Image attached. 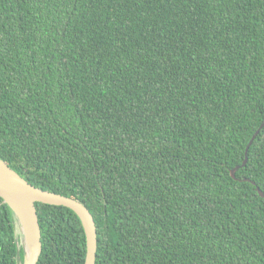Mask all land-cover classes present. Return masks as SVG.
<instances>
[{"label": "trees", "instance_id": "16d2710c", "mask_svg": "<svg viewBox=\"0 0 264 264\" xmlns=\"http://www.w3.org/2000/svg\"><path fill=\"white\" fill-rule=\"evenodd\" d=\"M263 123L264 0H0V160L89 210L95 264H264ZM34 207L37 264H84ZM17 239L0 198V264Z\"/></svg>", "mask_w": 264, "mask_h": 264}, {"label": "water", "instance_id": "95a60500", "mask_svg": "<svg viewBox=\"0 0 264 264\" xmlns=\"http://www.w3.org/2000/svg\"><path fill=\"white\" fill-rule=\"evenodd\" d=\"M264 123L260 126L262 127ZM258 131L255 133V135ZM247 149L245 151V158L242 165H245L247 161ZM237 168H233L230 171L231 177H234V171ZM258 194L264 197L263 194L256 187ZM0 198L11 209L15 220L19 221L22 225L16 208L21 206H30L33 212V239L31 246L27 250V232L22 229L19 237L23 238L21 246L24 252L23 264H37L39 256L41 254V241H40V228L38 219L36 216L35 203H42L52 206L65 207L71 210L79 218L85 238H86V255L84 264H95L96 249H97V232L94 225L93 217L89 210L79 201L68 198L56 193L43 191L37 188L17 175L12 169H10L2 160H0ZM23 226V225H22ZM24 243V244H23Z\"/></svg>", "mask_w": 264, "mask_h": 264}, {"label": "bare ground", "instance_id": "6f19581e", "mask_svg": "<svg viewBox=\"0 0 264 264\" xmlns=\"http://www.w3.org/2000/svg\"><path fill=\"white\" fill-rule=\"evenodd\" d=\"M19 215L20 221L23 225V229L27 232V250L31 246V241L33 239V212L30 206H21L16 208Z\"/></svg>", "mask_w": 264, "mask_h": 264}, {"label": "rangeland", "instance_id": "374dc122", "mask_svg": "<svg viewBox=\"0 0 264 264\" xmlns=\"http://www.w3.org/2000/svg\"><path fill=\"white\" fill-rule=\"evenodd\" d=\"M23 229V226L21 224H19V221L16 219L15 220V233H16V237L18 238L17 241H18V245L21 244L23 238L19 237V235L21 234L20 232L22 231ZM22 239V240H21ZM24 244V243H23Z\"/></svg>", "mask_w": 264, "mask_h": 264}]
</instances>
